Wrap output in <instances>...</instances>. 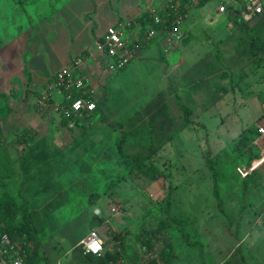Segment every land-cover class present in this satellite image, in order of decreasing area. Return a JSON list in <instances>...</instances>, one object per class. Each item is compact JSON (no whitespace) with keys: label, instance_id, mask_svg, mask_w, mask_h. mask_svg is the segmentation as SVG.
I'll return each instance as SVG.
<instances>
[{"label":"rangeland","instance_id":"rangeland-1","mask_svg":"<svg viewBox=\"0 0 264 264\" xmlns=\"http://www.w3.org/2000/svg\"><path fill=\"white\" fill-rule=\"evenodd\" d=\"M222 2L231 0H208L189 8V19L200 20L202 30L209 31L196 33L195 38H190L191 43L207 36L218 38L213 52L189 66L181 78H169L167 84L171 85L163 93L146 95L154 79H160L148 74L155 65L150 63H143L139 73L119 75L123 72L119 70L113 80L107 81L106 89L100 87L98 93L110 91L109 97L117 103L111 110L128 108V102L136 103L140 109L122 124L109 121L119 127L111 126L108 137L93 145L90 141L97 138L92 139L91 133L99 132L95 129L104 121L99 111L86 127L78 124L64 128L59 124L60 108L55 111L49 105L51 95L39 98L28 89L30 74L50 73L60 65L52 55L53 49L66 46L62 52L71 54L85 43L70 42L76 23L68 27L54 24L55 15L50 9L40 14L38 24L32 21L35 17H28L25 22L24 16L21 19L24 4L20 0H0V91L4 92L0 96V143L8 145L15 170L12 176L0 178V200L29 198L30 211L36 217L37 238L43 250L53 256L50 261L75 264L74 245L96 228L109 248L124 236L131 250L126 259L144 262L151 255L156 256L157 251L145 253L138 233L143 226L157 224L164 217L169 228L157 246L159 249L173 240L178 254L174 264H264V155L255 144L252 150L258 156L254 159H250L248 151L238 148L243 129L262 123L260 119L264 118V52L260 56L262 64L258 65L250 53L239 50L236 17L227 5L225 13L217 12ZM84 9L80 1L73 10L79 13ZM263 22L264 15H254L250 24L262 34ZM212 28L218 29L212 33ZM160 49L154 45L150 50H157L159 56ZM141 54L145 52L141 50ZM171 55L179 58L178 53ZM230 73L239 83L232 88ZM155 99L163 101L165 112L180 126L184 118L182 104L193 110L194 120L154 155L158 166L166 165L165 177L157 180L132 170L135 164L127 165L116 146L125 133V150L139 154L144 168L153 172L147 156L152 144V119L159 112H150ZM114 113L119 115L118 111ZM37 121L40 126H49L45 129L54 145L52 149L18 141L20 131ZM160 142L156 136L155 143ZM31 152L53 156L46 162L37 161L41 167L34 166L31 182L22 186L31 166L28 161L23 162L24 155ZM169 185L174 186V192L167 210ZM118 204L123 205L115 210ZM170 213L179 221H188L187 240L180 231V222L169 219ZM107 229L111 237L118 234L117 239H108ZM4 233L0 230V236Z\"/></svg>","mask_w":264,"mask_h":264},{"label":"crops","instance_id":"crops-1","mask_svg":"<svg viewBox=\"0 0 264 264\" xmlns=\"http://www.w3.org/2000/svg\"><path fill=\"white\" fill-rule=\"evenodd\" d=\"M24 5H22L21 9V19L23 17L26 22L27 18H37L33 19V23L36 25L39 23L38 17L40 14L47 9H50L53 15H55L54 24H61L63 27L71 26V24L76 23L75 29L72 30V35L69 37L71 43L74 42H82L85 40L83 45L76 49L71 54H64L62 50L66 48V46L57 47L52 50V55L55 56L59 62V66H57L50 73H45L43 71H34V74H30L28 89L40 92L43 96L51 95L49 99L51 100L50 104H52L54 110H59L61 107V103L64 99L65 93L59 89L50 90L49 87L53 82L57 72L62 70L63 68H71L78 75L86 76L88 79V88L94 90V97L97 102V111L101 113V119L104 118L103 122H99L98 127L95 129L96 131L99 129V132L91 133L93 135L92 139L97 138L94 141H90L91 144H97L103 139L107 138L110 131L114 128H118L119 125H110L109 121H116L122 124L125 120L129 119L133 114L139 111L138 105L135 103L128 102L130 105L128 108L123 107L122 109L117 107V110H111L112 106L117 105L114 102V99H111L110 91L102 94L100 92V87H105L113 80L115 77V72H110L107 67L108 56L107 54L100 49L98 42L101 40L102 36L105 34L107 28L114 24H121L126 28V34L131 39H136L140 37L142 23L141 21H137L139 18L143 17L146 14H151V12H165L171 0H20ZM83 1L84 10L75 13L73 10L76 8L77 4ZM264 2V1H263ZM197 5V4H193ZM193 5H190L193 6ZM224 5L225 10L220 11V7ZM226 5L228 10L230 11V6H233L234 9H239L243 4L239 0H231V2H222L218 9V13L226 12ZM189 7V8H190ZM235 15L236 13L233 12ZM254 15H264L263 13L254 14ZM254 15L251 17L253 18ZM244 16V10H243ZM245 18V17H244ZM249 18V19H251ZM246 19V18H245ZM248 20V19H247ZM31 21V23H32ZM130 21H135V25L133 27H129L128 24ZM212 21V20H211ZM200 20L192 19L189 17L185 20L183 25L181 26V31L184 33V37L181 41H174L171 45H168L165 40L164 33L159 35L157 39L148 43L141 50L145 52L144 55H139L135 60H133L129 66L122 69L119 75H123L125 72H137L139 73L141 65L143 63H150L154 65L148 71V74L155 75L154 84L148 87V93L146 95L148 97H155L158 93L162 92L165 88L170 87L171 84H167L169 78H175L177 75L181 78V76L186 75L189 71V66H195L205 57L213 52V43L215 38L218 37H205L203 41L191 43L190 38H195L196 33H199L203 27L200 26ZM213 22V21H212ZM218 28H212V33H215ZM56 33L55 30H51ZM209 31H205L208 34ZM193 36V37H192ZM35 43V42H33ZM92 44V47H90ZM160 44V45H159ZM94 45V46H93ZM154 45H157L160 49L159 56L157 55V50L151 52L150 49ZM164 45V46H163ZM34 49V48H33ZM150 50V52H148ZM179 54V58L172 56L171 54ZM37 54V52H36ZM147 60L146 62H144ZM214 63H212L213 66ZM117 72V71H116ZM14 75L12 73L11 76ZM117 75V77H119ZM116 77V79H117ZM10 78L7 80L9 81ZM53 78V79H52ZM108 81V83H107ZM102 82V83H101ZM48 92V94H47ZM97 92L96 96L95 93ZM114 102V103H113ZM140 106V105H139ZM143 106V105H142ZM141 106V107H142ZM119 112V115L114 112ZM121 114V115H120ZM114 115V116H113ZM111 116V117H110ZM116 116V117H115ZM121 116V117H120ZM110 117V118H109ZM105 118L107 121H105ZM109 118V119H108ZM262 123H264V118L260 119ZM36 121V120H35ZM61 121L59 122V124ZM52 124V123H51ZM258 125V124H257ZM29 128H33L36 130V134L39 133V137L35 136V139L29 142V145L35 143V145L41 146H49L50 149L54 147L52 144V140L50 141L47 137V130L49 128L45 127L46 125L40 126L37 121L35 125H28ZM62 127L65 128L61 124ZM113 126V128L111 127ZM1 127L3 125L1 124ZM123 127V126H122ZM46 128V129H45ZM43 129H45V135L42 136ZM51 129V127H50ZM4 143V142H2ZM6 144V143H5ZM27 145L26 143H24ZM53 147H52V146ZM38 150V149H37ZM68 154V153H66ZM12 155V154H11ZM51 154H39L31 152L29 155L25 153L24 161H29L31 164L29 170L30 172L27 174L26 181L22 186L31 182L32 178V169L34 166H40L41 164H37V161L46 162L48 158L52 157ZM13 158V157H12ZM23 165V163H22ZM34 183V178L33 182ZM28 188V186H27ZM29 199V198H28ZM123 205V204H122ZM118 204L117 210L122 206ZM99 212V209L97 210ZM92 230H97L96 228H92L86 235L80 237L78 242L74 245H79L83 242V240L90 234ZM109 229H107V238L112 240L114 237L108 234ZM117 231V230H116ZM110 232V231H109ZM139 234V233H138ZM103 242L105 243V249H108V243L104 237H102ZM75 248V247H73ZM72 248V249H73ZM131 250H128V240H127V254H129ZM47 256V261H43L41 264H63V262L58 260H52V257L45 252ZM137 254V253H136ZM135 256L137 257V255ZM73 257V254H72ZM127 257V256H126ZM151 257H153L151 255ZM150 257V258H151ZM132 257L127 260V262L131 261Z\"/></svg>","mask_w":264,"mask_h":264},{"label":"trees","instance_id":"trees-1","mask_svg":"<svg viewBox=\"0 0 264 264\" xmlns=\"http://www.w3.org/2000/svg\"><path fill=\"white\" fill-rule=\"evenodd\" d=\"M207 1L208 0H198L197 4L202 5ZM175 2L176 0H171L166 11L159 13L163 19L162 24H155V21L151 19L150 14H146L137 20L141 21L142 23L140 37L135 40V42L139 44L140 48L145 47L148 43L157 39V37L159 36H149L147 31L148 25L159 30L161 34L166 31V26L169 28H172L174 26L173 22L176 17V12L173 6ZM190 5H193L192 0H184L180 7L181 11H189ZM230 9L232 12L236 13V28L239 34L237 36V42L239 50L241 52L244 51L250 53L252 56L251 60L256 62L258 65H261L262 63L260 62V56L264 52V32H262V34H258V32L250 24L252 18L248 20L244 18V4L243 7L241 6L239 9H234L233 6H230ZM134 25L135 21H130L128 24L129 27H133ZM245 42L247 43L246 45L244 44ZM229 77L231 88L239 84L238 81L234 80L233 73H230ZM62 91H64L65 96L61 103V106L68 103V93L72 95L73 99L79 97H88V93H86L83 89H78L76 87L67 89L65 86H63ZM224 91H229V88H224ZM34 93L39 98L42 97V94L40 92L34 91ZM160 93H163V91ZM3 95L4 92L0 91V96ZM150 108L151 113H154L155 110L159 111L158 114H155L152 119V144L150 146V155L147 156V161H151L153 172L149 173L144 168V160L139 154H131L125 150V145L127 142V135L125 133H122V136L120 140L117 141L116 146L120 157L127 165L135 164L132 170H136L153 180H157L165 177L166 165L164 167L158 166L157 161L154 159V155L159 151L160 147L171 142L181 129L191 126V124L194 123V120L191 118L193 110L183 104L181 105V109L184 113V118L182 120L181 126L180 122L177 119L173 118L165 112L163 101L155 99L153 102H151ZM96 112L97 108L93 113H85L81 117H75L74 115H72V117L70 118L62 114L61 124L65 127L72 128L69 126V122L71 120H75L77 125L81 124L86 127L90 124L91 118L95 115ZM133 116H131L130 119H132ZM1 129L2 127L0 124V131ZM257 135L258 126L255 124L244 128L239 136L238 148L243 151H248L250 153V159H254L258 156V154H256L254 150H252V146L254 145V140ZM35 136V129L25 127L20 131L18 141H20L21 143L29 144L30 141L35 139ZM156 136H159V139L161 141L159 144L155 143ZM28 163V165L30 166L29 161ZM28 165L26 167L27 170L29 167ZM14 171L13 159L8 145H6L5 143H0V178L12 176ZM173 192L174 186L169 185V200L167 201L166 206L167 210H169L171 207L170 197L172 196ZM216 192L218 193V190H216ZM29 204L30 201L26 196H21L20 201L12 198L1 199L0 230L10 235L12 243L15 244V246L19 250V253L24 257L23 264H41L43 261H47V256L42 248L41 242L37 238L38 230L36 226V217L34 212L30 211ZM168 216L169 219L173 222H180V231L186 239L187 234L185 233V228L188 221L186 219L179 221L178 218L172 216L171 213ZM168 228V221L164 217L161 218L157 224L143 226L137 238L140 241L141 246L145 248L144 252L147 254H151L153 251H157L156 256L151 257L149 260H146L144 262H141V259L138 258L131 259V261L127 262V241H125L124 236L122 237V239H120L118 244L114 245L111 248L105 249L100 254L85 252L84 245L81 243L73 249V261L75 264H174V261L177 258L178 254L176 252V247L173 240L165 242L164 245H162V247L159 249L157 246V244L162 241V236L164 237V235L168 232ZM117 236L119 235H113L114 239H117ZM13 251L14 250L11 249L10 252H4L3 254V258L7 260L8 264L10 263V253H12Z\"/></svg>","mask_w":264,"mask_h":264},{"label":"built area","instance_id":"built-area-1","mask_svg":"<svg viewBox=\"0 0 264 264\" xmlns=\"http://www.w3.org/2000/svg\"><path fill=\"white\" fill-rule=\"evenodd\" d=\"M184 0H176L173 8L176 12V17L173 22L172 28L165 27L164 32L165 40L168 45H171L175 40L181 41L184 37V33L181 31V26L189 16V11L182 12L180 7ZM193 4H197L198 0H192ZM244 9V17L246 19L251 18L254 14L264 12L263 0H246ZM225 6L220 7V11H224ZM151 19L155 21V24H162L163 19L157 12H151ZM148 35L155 36L161 35L160 31L152 26L148 25ZM136 39H131L126 34L125 26L121 24H114L107 28L105 34L99 40L98 45L108 56L107 67L110 72H116L127 67L133 60L139 56L140 48L139 44L135 42ZM65 86L67 89L76 87L83 89L88 93V97H79L73 99L72 95L68 93V103L63 104L60 107V112L64 116L70 118L72 115L75 117H81L83 114L93 113L97 108V102L94 97V90L88 88V79L86 76L76 74L71 68H63L57 72L55 78L49 89H59ZM69 126L74 128L77 126L75 120L69 122ZM258 135L254 140V144L261 149V153L264 155V123L258 125ZM117 210V208L115 209ZM103 240L97 230H92L90 234L83 240L85 252L100 254L105 250ZM9 264H23L24 257L19 253V250L12 243L11 237L8 233H4L0 237V264H8L3 258L4 252H10Z\"/></svg>","mask_w":264,"mask_h":264}]
</instances>
